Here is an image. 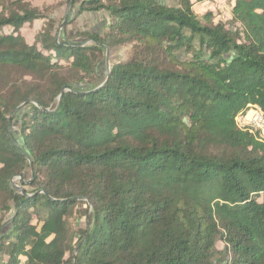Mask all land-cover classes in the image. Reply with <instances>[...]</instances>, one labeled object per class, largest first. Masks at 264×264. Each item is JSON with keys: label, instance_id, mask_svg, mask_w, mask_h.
<instances>
[{"label": "trees", "instance_id": "16d2710c", "mask_svg": "<svg viewBox=\"0 0 264 264\" xmlns=\"http://www.w3.org/2000/svg\"><path fill=\"white\" fill-rule=\"evenodd\" d=\"M176 2L73 0L104 28L31 44L45 14L1 3L0 264H264V142L236 122L264 112V0Z\"/></svg>", "mask_w": 264, "mask_h": 264}, {"label": "rangeland", "instance_id": "374dc122", "mask_svg": "<svg viewBox=\"0 0 264 264\" xmlns=\"http://www.w3.org/2000/svg\"><path fill=\"white\" fill-rule=\"evenodd\" d=\"M29 2L33 7L38 8L45 14V18L38 19L33 21L32 23L24 24L19 32L25 41L31 44L34 41L35 35L42 29L47 22L50 20L54 21L56 27L60 28V25L64 22V18L66 15L74 18V11H72L71 7L68 10V3L66 0H26ZM162 3H166L168 5H177L176 0H159ZM193 1V0H191ZM231 4L234 0H230ZM2 2L4 4L8 3L9 0H0V5ZM7 5V4H6ZM193 10L198 15H202L207 11H213L215 13L214 21H230L231 19V11H230V4L226 2V0H217V4L212 5L209 3H198L195 2L193 5ZM71 12V13H70ZM75 20L72 21L70 24L67 25V31H100L104 28V23L107 21V16L103 12L98 13H83L78 17L74 18ZM5 33L11 31L10 28L5 27L3 29ZM130 50V46H123L120 47L119 52L115 55L110 54L109 52V64L114 61L124 60L127 56L128 51ZM106 68V67H105ZM12 182L23 190L24 188L18 185V177H15ZM28 189V188H26ZM222 245L219 244V247Z\"/></svg>", "mask_w": 264, "mask_h": 264}, {"label": "built area", "instance_id": "2783aa9c", "mask_svg": "<svg viewBox=\"0 0 264 264\" xmlns=\"http://www.w3.org/2000/svg\"><path fill=\"white\" fill-rule=\"evenodd\" d=\"M238 126L250 132L255 130L259 133V138L264 142V112L257 105H251L244 114L236 118Z\"/></svg>", "mask_w": 264, "mask_h": 264}, {"label": "water", "instance_id": "95a60500", "mask_svg": "<svg viewBox=\"0 0 264 264\" xmlns=\"http://www.w3.org/2000/svg\"><path fill=\"white\" fill-rule=\"evenodd\" d=\"M72 2H73V0H70L69 3H68V10H69V8L71 7ZM64 19H66V17H65ZM62 25H63V23H62ZM62 25H60L59 30L61 29ZM58 35H59V33H57V37H58ZM57 37H56V41H57ZM64 44H65V45H83V44H85V43H82V42H81V43H67V42H64ZM104 63H105V67H106L105 69H106V71H109V66H110V64H109V51H108L107 48H106V53H105V60H104ZM65 90H68V88H67V87H64V88H63V91L61 92V95L59 96V100H60V98H61V96H62V93H63ZM22 105H23V104H22ZM14 188H15L17 191H21V192H23V190L20 189L19 187H17L16 185H14Z\"/></svg>", "mask_w": 264, "mask_h": 264}]
</instances>
